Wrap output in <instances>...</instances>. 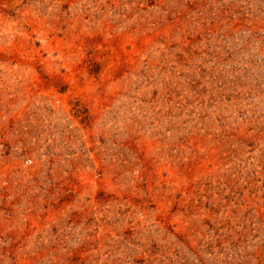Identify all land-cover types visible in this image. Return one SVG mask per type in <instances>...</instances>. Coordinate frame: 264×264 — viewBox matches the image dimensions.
Here are the masks:
<instances>
[{"label": "rangeland", "instance_id": "1", "mask_svg": "<svg viewBox=\"0 0 264 264\" xmlns=\"http://www.w3.org/2000/svg\"><path fill=\"white\" fill-rule=\"evenodd\" d=\"M0 264H264V0H0Z\"/></svg>", "mask_w": 264, "mask_h": 264}]
</instances>
